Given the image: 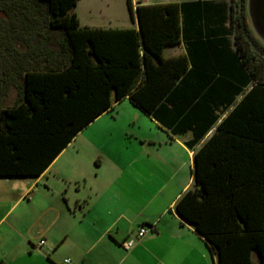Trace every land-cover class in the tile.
I'll return each instance as SVG.
<instances>
[{"label": "trees", "instance_id": "obj_1", "mask_svg": "<svg viewBox=\"0 0 264 264\" xmlns=\"http://www.w3.org/2000/svg\"><path fill=\"white\" fill-rule=\"evenodd\" d=\"M79 1L0 0V177L40 176L129 99L192 134L193 183L174 209L216 264H264V43L247 0H127L128 28L83 25Z\"/></svg>", "mask_w": 264, "mask_h": 264}, {"label": "crops", "instance_id": "obj_2", "mask_svg": "<svg viewBox=\"0 0 264 264\" xmlns=\"http://www.w3.org/2000/svg\"><path fill=\"white\" fill-rule=\"evenodd\" d=\"M167 51L177 55L185 46ZM165 130L168 139L144 133L132 144L135 154L115 145L106 159L81 154L75 137L40 176L0 179V264H216L205 238L174 209L193 180L192 134ZM164 144L179 152L164 157ZM142 226L150 232L126 249L122 243Z\"/></svg>", "mask_w": 264, "mask_h": 264}, {"label": "rangeland", "instance_id": "obj_3", "mask_svg": "<svg viewBox=\"0 0 264 264\" xmlns=\"http://www.w3.org/2000/svg\"><path fill=\"white\" fill-rule=\"evenodd\" d=\"M178 1L183 0H145L146 3ZM138 2L139 0H133L134 7H136ZM76 12L83 25L92 27H135L137 25V22H133L127 0H80L76 7ZM169 53L170 51L166 50L167 56ZM16 98V89L11 87L9 90V102L12 103ZM89 126L83 129H86L85 131H80L76 136L79 137L76 145L81 148V154L87 157L101 155L103 159H106L107 156L109 157L112 154V149H114L112 147L115 145H119L126 153L135 154L137 150L136 148L133 149L132 144L139 143L144 133H150V135L156 138H169L168 132L165 129L161 128L154 119L149 117L140 108L132 105L129 99L115 103L114 110L110 114L105 115L94 125ZM91 141L94 143H90ZM127 143L129 147L126 149ZM100 144L103 145L102 148L99 146ZM178 152V145L167 146L164 144L159 150V154L170 159ZM170 165L173 167L174 162ZM192 165L193 163L186 165V177L192 175ZM105 168L110 169L107 166H104V170ZM100 171L103 172V168ZM8 178L10 177H0L1 180H8ZM192 183L193 180L191 185Z\"/></svg>", "mask_w": 264, "mask_h": 264}, {"label": "water", "instance_id": "obj_4", "mask_svg": "<svg viewBox=\"0 0 264 264\" xmlns=\"http://www.w3.org/2000/svg\"><path fill=\"white\" fill-rule=\"evenodd\" d=\"M246 4L250 25L264 43V0H247Z\"/></svg>", "mask_w": 264, "mask_h": 264}, {"label": "built area", "instance_id": "obj_5", "mask_svg": "<svg viewBox=\"0 0 264 264\" xmlns=\"http://www.w3.org/2000/svg\"><path fill=\"white\" fill-rule=\"evenodd\" d=\"M150 232V228L142 226L139 228L135 237L125 240L122 244L126 249H132L142 238H144ZM45 240H41L39 245H43ZM69 261V260H68Z\"/></svg>", "mask_w": 264, "mask_h": 264}]
</instances>
